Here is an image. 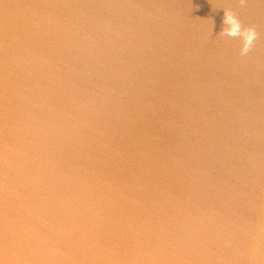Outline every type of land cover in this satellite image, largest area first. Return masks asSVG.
Listing matches in <instances>:
<instances>
[{
  "label": "water",
  "instance_id": "obj_1",
  "mask_svg": "<svg viewBox=\"0 0 264 264\" xmlns=\"http://www.w3.org/2000/svg\"><path fill=\"white\" fill-rule=\"evenodd\" d=\"M0 264H264V0H0Z\"/></svg>",
  "mask_w": 264,
  "mask_h": 264
},
{
  "label": "clouds",
  "instance_id": "obj_2",
  "mask_svg": "<svg viewBox=\"0 0 264 264\" xmlns=\"http://www.w3.org/2000/svg\"><path fill=\"white\" fill-rule=\"evenodd\" d=\"M222 25L223 27L221 28L219 34L225 37H239L240 55H247L257 38V32L255 28L251 26L247 28L242 27L240 20L230 10H224Z\"/></svg>",
  "mask_w": 264,
  "mask_h": 264
}]
</instances>
